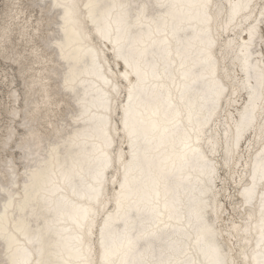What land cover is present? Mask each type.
<instances>
[{"label":"snow or ice","instance_id":"snow-or-ice-1","mask_svg":"<svg viewBox=\"0 0 264 264\" xmlns=\"http://www.w3.org/2000/svg\"><path fill=\"white\" fill-rule=\"evenodd\" d=\"M3 8L0 264H264V0Z\"/></svg>","mask_w":264,"mask_h":264},{"label":"bare ground","instance_id":"bare-ground-1","mask_svg":"<svg viewBox=\"0 0 264 264\" xmlns=\"http://www.w3.org/2000/svg\"><path fill=\"white\" fill-rule=\"evenodd\" d=\"M10 2V0H5V4H8ZM79 2L82 3H86L88 2V0H79ZM92 2L97 3V4H105V3H109V2H116V0H92ZM221 3L227 5L230 2H234V0H220ZM258 2V0H257ZM4 10V9H3ZM2 14V13H0ZM258 33L261 31V29L258 27L257 29ZM244 38H247L246 33L243 34ZM253 47L255 48V52H253V55H257V53H259L260 51H262L261 49V44L259 42V38H257L254 43H253ZM4 58V57H2ZM5 60H8L6 58H4ZM17 66V72L19 77L22 80V84L23 87H21V89L18 88H13L10 89L9 92V102L11 101V104H7L6 101H3V99L0 97V133H2L5 130V125H12V124H16V123H20L22 124V120L23 117L21 115V112L23 109L27 108L29 103H33L35 102V93L33 92V90L30 87V81H31V75H30V70L29 69H22L21 66H19L18 64H15ZM4 78L8 77V74L5 73L3 75ZM17 77V75H16ZM8 81V80H7ZM9 82L11 84H13L14 82H16L13 78L9 80ZM10 85V84H9ZM1 91V89H0ZM38 91V89L36 90ZM237 104H239V102H237ZM233 112L238 113L240 111V108L237 106H233ZM13 112H16L17 115L14 117L12 115ZM7 114V116H5ZM7 118L8 121L3 123L4 118ZM20 131H22V128L19 129ZM19 151V150H18ZM12 155H16L17 158L19 157L20 153L17 155V153H9V158H11ZM21 172H23V169H20ZM193 189H195V181H193ZM193 195H198V193L193 192Z\"/></svg>","mask_w":264,"mask_h":264},{"label":"rangeland","instance_id":"rangeland-1","mask_svg":"<svg viewBox=\"0 0 264 264\" xmlns=\"http://www.w3.org/2000/svg\"><path fill=\"white\" fill-rule=\"evenodd\" d=\"M4 5H5V0H0V13L4 11L3 10ZM5 73L8 74L7 78L3 77ZM12 78L16 81L13 84L9 82V80ZM21 87H23V84H22L21 78L18 75L17 66L13 64L12 62H10L9 60H5L4 58L0 57V89H1L0 97L3 99V101H6V103L9 105L11 104V101L9 102L10 89H13V88L21 89ZM5 116H7V114ZM7 118L6 117L4 118L3 123L8 121ZM16 153L18 155L19 151L17 150Z\"/></svg>","mask_w":264,"mask_h":264}]
</instances>
